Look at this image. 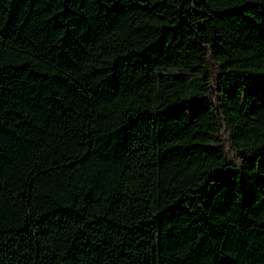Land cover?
Instances as JSON below:
<instances>
[{"label":"trees","instance_id":"obj_1","mask_svg":"<svg viewBox=\"0 0 264 264\" xmlns=\"http://www.w3.org/2000/svg\"><path fill=\"white\" fill-rule=\"evenodd\" d=\"M0 264H264V0H0Z\"/></svg>","mask_w":264,"mask_h":264}]
</instances>
